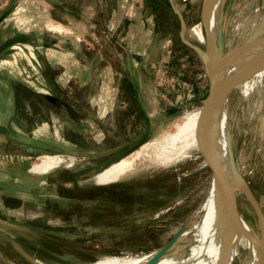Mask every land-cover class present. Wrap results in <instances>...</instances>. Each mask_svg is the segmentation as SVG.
<instances>
[{
  "label": "rangeland",
  "instance_id": "374dc122",
  "mask_svg": "<svg viewBox=\"0 0 264 264\" xmlns=\"http://www.w3.org/2000/svg\"><path fill=\"white\" fill-rule=\"evenodd\" d=\"M164 1H160L161 6L158 4L156 9L145 7L147 15L151 14L155 23L157 19L161 20L162 38L158 51L150 56L145 55L142 47H130L128 54L134 58L130 57L124 63L127 75L141 73L143 88L153 86L158 91L159 110L153 118V126L146 127L145 142L163 131L172 130L186 115L201 109L208 94L205 58L181 42L178 17ZM174 2L183 14L187 33V28L201 19L203 0ZM256 9L259 12L264 10V0H223L220 18L211 33L215 56L224 55L240 44V32L234 33L233 26L239 17H245ZM86 38L85 41L95 49L123 40L121 34L113 33L110 37L101 30L91 31ZM143 39L148 41L149 38L144 36ZM191 41L205 50V42ZM167 45L169 49L171 45V52H168ZM206 61L209 62V70L216 65L212 66L211 60ZM127 75L126 82H129ZM183 83L192 91L184 88ZM255 99L256 91L244 98L240 88L235 87L228 96L225 111L228 116L227 137L235 163L242 167L241 173L245 172L242 178L262 210L264 104L253 108ZM15 131L24 133L32 130L22 127ZM51 133L49 138L55 142L56 137L53 131ZM128 133L130 138L133 137V130ZM92 144L89 141V145ZM202 146L171 166L146 168L129 178L100 185L93 176L109 164L129 156L132 151L128 155L109 154L106 150L63 146L56 142L51 150L41 151L37 146L0 137V183L16 185L20 192H8L23 196L25 201L24 210L11 217L14 224L0 223V230L3 231V235L0 234V264H8V260L15 264H90L108 256H135L159 249L193 217L213 179L211 165ZM51 154L65 158L72 156L75 164L43 176L29 172L31 164L39 156ZM10 155L30 157V160L12 165L8 162L12 157ZM51 175L59 182L47 186L43 178ZM78 186L83 189L101 188L103 192L96 196L94 202L84 203L81 207H67V200L53 198L55 193ZM6 200L14 202L17 199L9 197ZM236 205L240 218L258 231L256 213L242 192H236ZM87 206L96 212L92 224H89ZM238 251L241 260L235 258L233 264H244L250 253L245 245H239Z\"/></svg>",
  "mask_w": 264,
  "mask_h": 264
},
{
  "label": "crops",
  "instance_id": "0c3cea01",
  "mask_svg": "<svg viewBox=\"0 0 264 264\" xmlns=\"http://www.w3.org/2000/svg\"><path fill=\"white\" fill-rule=\"evenodd\" d=\"M148 1L17 0L0 22V137L41 151L56 142L109 154H125L145 141L159 110L158 91L144 89L141 73L127 75L124 63L134 58L130 47L150 56L159 49L161 20L147 15ZM9 2L0 0V12ZM95 30L123 40L95 49L85 41ZM166 48L171 52V45ZM22 127L32 131H15ZM53 177L43 178L45 185L59 182ZM3 185L10 188H0V223L12 225L11 217L24 210L18 201H25L12 194L20 192L16 185ZM9 197L17 200L8 202ZM53 198L68 200L59 193Z\"/></svg>",
  "mask_w": 264,
  "mask_h": 264
},
{
  "label": "bare ground",
  "instance_id": "6f19581e",
  "mask_svg": "<svg viewBox=\"0 0 264 264\" xmlns=\"http://www.w3.org/2000/svg\"><path fill=\"white\" fill-rule=\"evenodd\" d=\"M222 2L223 0H205L203 19L210 34L220 18ZM187 29L190 40L206 42L199 23ZM233 30L234 33L240 32V44L210 69L213 70V82L217 91L224 88L238 66L264 55V10L259 12L256 9L245 17H239ZM206 60L212 61L210 53L206 55ZM235 87L240 88L244 98L256 91L253 108L260 107L264 104V66L242 77ZM227 99L228 97L211 104V120L207 124L206 133L212 140L229 181L242 185V167L237 163L236 172H233L230 166L231 146L227 137L228 116L225 111ZM200 123L201 109L186 115L172 130L163 131L157 137L142 143L129 156L109 164L93 176V179L97 184L103 185L129 178L146 168L167 167L180 162L188 157L193 149L203 144ZM10 156L12 157L8 162L12 165H20L23 161L30 160V157ZM74 164L75 159L72 156L65 158L59 154L42 155L31 164L29 172L43 176L61 168L72 167ZM233 194L232 188H222L213 177L193 217L177 231L168 248L154 263H151V259L157 250L135 256H108L90 264H233L235 258L241 260L239 245H245L250 253L244 264H251L258 258L259 250H256V245L260 246L259 227L258 231H254L253 227L240 217L234 220L231 218ZM8 264L15 263L8 260Z\"/></svg>",
  "mask_w": 264,
  "mask_h": 264
},
{
  "label": "water",
  "instance_id": "95a60500",
  "mask_svg": "<svg viewBox=\"0 0 264 264\" xmlns=\"http://www.w3.org/2000/svg\"><path fill=\"white\" fill-rule=\"evenodd\" d=\"M16 1L17 0H10L6 9L0 13V22L10 13V11L12 10ZM204 3H205V0H203V2H202L201 17H200L201 19L199 21V24H200V26L203 30V33L205 34V38H206V42H205L206 46H205V50L203 51L201 46H199L198 44L191 41L190 38L188 37V33L185 32V20H184L183 14L181 13L180 8H178V6L175 4L174 0H170L172 10L174 11V13L176 14V16L178 17V20H179V26H180L179 38H180L181 42L185 46L189 47L194 52H196L199 56H201V57L204 56V58H205L204 63H205V69H206L207 76H208V94L204 100L202 107H201L200 134H201V139L203 141L202 148H204V150L206 151V154L208 156V161L211 165L212 177L216 178V180L218 181V183L221 185L222 188L230 187L234 190V194L231 198V218H233V220H234V219H237L238 217H240L239 213L237 211V205H236V192H242L246 196V198L250 202L254 212L256 213V216L258 219L259 235H260V242H259L260 246H259L258 258L254 264H264V212L260 209V207L257 203V200L255 199L251 189L245 183L243 178H242V181H243L242 185L241 184L240 185L239 184H232V182L229 181V179L227 178V174L225 172V169L223 168V166L219 162V159H218L217 153H216V149H215L214 145L212 144V142L210 141V138L207 136V133H206L207 124L211 120V116H210L211 115V110H210L211 104L227 98L229 96V94L231 93V91L234 89L235 85L239 82V80L242 77H244L248 73L255 71L258 68L264 66V55L260 56L258 58H255L253 60H250V61L243 63L242 65L238 66V68H236V70L233 72L228 83L224 86V88L217 91L215 86H214V82H213V76H212L213 70L208 69L209 68L208 67L209 62L207 63V61H206V55H208L209 53L212 55V66H213L214 63H216L218 60H220L229 51L227 53H225L224 55L220 54L219 56H215L212 37H211V34L209 33V29H208L209 27H207L205 20L203 19ZM214 69H215V67H214ZM144 142L145 141L136 145L134 148H132V150L126 152L125 154L128 155L131 151L138 148ZM229 157H230L229 159H230L231 170L233 172H236V170H235L236 163H235L231 149L229 152ZM0 188L8 189L10 187L3 185V184H0ZM174 236L165 245H163L162 247L157 249L155 255L151 259V263L156 262L159 259V257L163 254V252H165V250L168 248V246H169L171 240L174 238Z\"/></svg>",
  "mask_w": 264,
  "mask_h": 264
},
{
  "label": "trees",
  "instance_id": "16d2710c",
  "mask_svg": "<svg viewBox=\"0 0 264 264\" xmlns=\"http://www.w3.org/2000/svg\"><path fill=\"white\" fill-rule=\"evenodd\" d=\"M163 1V0H162ZM168 3L166 0L164 1ZM160 1L157 0H149L150 10L156 9L158 4L161 6ZM171 8V7H170ZM70 179H65V181H69ZM103 190L101 188H90V189H81V190H65L60 194L66 198H70L71 200H80V201H92L96 200V196L101 194Z\"/></svg>",
  "mask_w": 264,
  "mask_h": 264
},
{
  "label": "flooded vegetation",
  "instance_id": "af4514ba",
  "mask_svg": "<svg viewBox=\"0 0 264 264\" xmlns=\"http://www.w3.org/2000/svg\"><path fill=\"white\" fill-rule=\"evenodd\" d=\"M244 174H245V172H244ZM98 187V186H97ZM93 188H95V187H93ZM80 190V189H83V188H81V187H77V188H71L70 190ZM85 189H87V188H85ZM90 189V188H89ZM61 192H59V194H60ZM64 197V196H63ZM65 199H68L67 201H68V206L67 207H77V206H79V207H81L84 203H85V205H88L87 203H92V202H94V200H92V201H80V200H71L70 198H66V197H64ZM10 202H12L13 203V201H10ZM15 202V201H14ZM18 203L19 204H22L23 203V205L25 204V202H20V201H18ZM66 207V208H67ZM63 208H64V206H63ZM87 208H88V210L84 207V209H86L88 212H87V215L89 216V224H92V218L93 217H95L96 218V212H92V208L89 206H87ZM94 211V210H93ZM60 216V215H59ZM61 218H62V216H61ZM77 218H79V216L77 215Z\"/></svg>",
  "mask_w": 264,
  "mask_h": 264
},
{
  "label": "built area",
  "instance_id": "2783aa9c",
  "mask_svg": "<svg viewBox=\"0 0 264 264\" xmlns=\"http://www.w3.org/2000/svg\"><path fill=\"white\" fill-rule=\"evenodd\" d=\"M8 5V3H6L4 6H7ZM1 11V10H0ZM3 12V11H2ZM1 13V12H0ZM106 33L110 36V37H113V32H111V31H106ZM183 87L185 88L186 87V89H188V91L190 92V91H192V89L191 88H187V86H186V84L185 83H183ZM244 175V174H243Z\"/></svg>",
  "mask_w": 264,
  "mask_h": 264
}]
</instances>
